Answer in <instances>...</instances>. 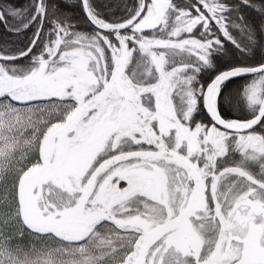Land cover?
<instances>
[{"label":"snow or ice","instance_id":"1","mask_svg":"<svg viewBox=\"0 0 264 264\" xmlns=\"http://www.w3.org/2000/svg\"><path fill=\"white\" fill-rule=\"evenodd\" d=\"M103 7L0 0V264H264V0Z\"/></svg>","mask_w":264,"mask_h":264},{"label":"trees","instance_id":"2","mask_svg":"<svg viewBox=\"0 0 264 264\" xmlns=\"http://www.w3.org/2000/svg\"><path fill=\"white\" fill-rule=\"evenodd\" d=\"M19 3L23 4L26 2V0H18ZM121 2V0H95V3L97 4L98 7H100L101 9H103V11L105 12V14H108V9L104 8V5H113L115 3ZM129 2H131V0H129ZM77 13L76 18L81 20V27H84L83 24V20H82V13L79 12V10H75ZM116 14L119 15L120 12L119 10H116ZM9 35H13V33H6L3 31L2 28H0V38L5 37V36H9Z\"/></svg>","mask_w":264,"mask_h":264},{"label":"rangeland","instance_id":"3","mask_svg":"<svg viewBox=\"0 0 264 264\" xmlns=\"http://www.w3.org/2000/svg\"><path fill=\"white\" fill-rule=\"evenodd\" d=\"M16 39H17V37L13 34V35H9V36H5V37L0 38V41L7 40V41H9V43H13L16 41Z\"/></svg>","mask_w":264,"mask_h":264}]
</instances>
